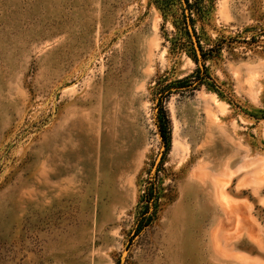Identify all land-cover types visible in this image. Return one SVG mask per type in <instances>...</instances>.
<instances>
[{
	"label": "rangeland",
	"instance_id": "1",
	"mask_svg": "<svg viewBox=\"0 0 264 264\" xmlns=\"http://www.w3.org/2000/svg\"><path fill=\"white\" fill-rule=\"evenodd\" d=\"M0 264H264V0H0Z\"/></svg>",
	"mask_w": 264,
	"mask_h": 264
},
{
	"label": "trees",
	"instance_id": "2",
	"mask_svg": "<svg viewBox=\"0 0 264 264\" xmlns=\"http://www.w3.org/2000/svg\"><path fill=\"white\" fill-rule=\"evenodd\" d=\"M188 3V2H187ZM189 9L191 10V7L189 6ZM203 80V78H201V81ZM158 127L160 128L161 130V133L162 135L164 136L165 135V131L163 130V122L160 121V124H158Z\"/></svg>",
	"mask_w": 264,
	"mask_h": 264
}]
</instances>
